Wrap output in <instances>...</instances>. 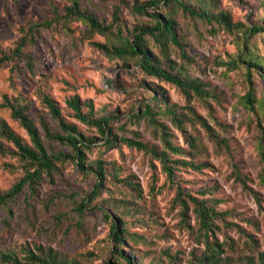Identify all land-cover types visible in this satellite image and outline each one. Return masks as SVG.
Masks as SVG:
<instances>
[{
  "label": "rangeland",
  "instance_id": "1",
  "mask_svg": "<svg viewBox=\"0 0 264 264\" xmlns=\"http://www.w3.org/2000/svg\"><path fill=\"white\" fill-rule=\"evenodd\" d=\"M146 1L79 0L82 9L104 24H110L116 15L119 24H114L112 34H90L80 21L59 23L41 29L35 43L24 48L31 57L32 74L23 60L14 71L9 63L0 65V102L4 97L18 102L34 123L38 125L43 119L52 131L59 132L57 122L41 102L46 95L59 107L63 120L92 141L84 150V171L76 165L69 145L43 139L50 153L66 157L56 162L50 174L42 173L34 195L25 188L8 208L0 207V264H12L2 262L4 253L25 264L30 251L42 259L51 251L67 263L79 264H126L125 258L139 264H191L204 247L199 243L193 214L188 225L184 224L179 207L173 203L177 186L223 214L214 220L215 239L222 242L228 264H245L248 258L256 261L264 254V184L258 178L257 152L264 132V77L260 70L252 69L248 81L247 67L240 60L250 54L264 71V35L244 40L240 31L227 32L216 23L209 25L163 2L147 7L143 14L132 10L136 3ZM184 1L194 8L223 11L234 23L246 27L264 25V0ZM66 4L65 0H0V56L15 47L21 28L50 20L54 7L62 14ZM151 13L172 17L179 42V46L168 43L162 48L147 36L151 53L171 73L201 83L207 97L190 92L188 98L174 85L145 74L135 60L109 57L95 46L115 43L118 37H129L138 26L152 25ZM181 49L189 62L183 59ZM233 60L237 61L234 65ZM250 86L255 99L252 111L240 101ZM161 94L166 108L158 99L157 112L153 97ZM72 97L78 98L83 113L91 104L94 118L115 116L110 129L117 139L111 146H106L96 128L74 116L67 105ZM146 105L157 113L155 125L140 116ZM168 109L178 117L177 122L170 119ZM136 113L139 117L132 118ZM194 115L208 122L215 139ZM1 123L30 143L8 108L0 109ZM164 132L168 133L165 142L181 151L168 152L169 158L199 169L173 164L171 182L157 158L121 141L132 139L161 151ZM191 140L195 148L189 145ZM0 144L5 149L0 152V191H5L23 177L24 163L12 154L16 148L11 143L0 137ZM262 147L264 150V143ZM99 163L105 174L90 201L87 196L97 181ZM233 164L248 178L247 184L260 204L234 180ZM83 199L85 208L78 214L76 207ZM112 221L125 229L121 245L109 236Z\"/></svg>",
  "mask_w": 264,
  "mask_h": 264
},
{
  "label": "trees",
  "instance_id": "2",
  "mask_svg": "<svg viewBox=\"0 0 264 264\" xmlns=\"http://www.w3.org/2000/svg\"><path fill=\"white\" fill-rule=\"evenodd\" d=\"M66 5L63 7V13L60 14L57 8H53V17L42 23H30L27 29L21 28V36L17 40L15 47L10 53H2L0 56V65L3 63L11 64L12 71L18 69L20 62L23 60L26 65L27 72L33 73L31 65V57L24 53V48L29 44L35 43V36L41 29H50L52 26L61 24H67L71 21H80L88 27L90 34H99L101 36H107L112 34L114 24H119L116 15H113V21L110 24H104L99 21L93 14L82 9L79 0H65ZM160 2H163L166 6L173 5L182 13L189 15L192 18L201 19L209 25L216 23L219 27L225 29L227 32L234 30L244 33V40H248L250 37L262 34L264 35V25H252L250 27L244 26L240 22L234 23L231 17L223 12H213L210 9L203 7L194 8L184 0H147L144 4H135L132 10L136 13L143 14L147 7H156ZM153 24L138 26L131 32L129 37H118L115 43L101 44L95 43V46L99 47L107 56L117 57L119 59H132L135 60L140 69L147 75L158 77L163 81L170 83L177 87L185 94L186 97H190V92H193L197 97H207L208 92L204 90L203 85L195 80L185 81L178 75L171 73L170 70L162 67L161 62L151 53L146 39L149 36L157 45L165 48L168 43H173L179 46L177 40V32L175 29V21L170 15H160L159 13H151ZM117 33H120V28H117ZM183 59L187 62L190 58L181 49ZM247 67L246 77L250 80L252 69L260 70L258 73L264 77V71L261 70V62L256 58H253L250 54L240 57ZM237 61L233 60L232 64H236ZM230 64V63H229ZM173 69V66H170ZM163 95L153 97V107L158 112V106L155 103L158 99H162ZM241 104L249 111L253 110L255 99L250 86L244 96L241 97ZM43 106L48 110L52 119L57 122L59 132H54L50 129L45 120L40 119L38 125L27 115L24 106L17 104L16 101H11L8 97H4L0 102V109L5 107L10 110L11 117L16 120L19 125L26 131L30 143L23 142L5 123L0 124V137L6 142L11 143L16 151L12 154L19 157L21 162L24 163V175L18 181H16L8 190L0 191V207L8 208L9 202L15 201L21 194V192L27 188L31 195H34L37 191V185L41 179L42 173L50 174L56 169V162L63 161L65 155L62 153H50L43 142V139L48 141H58L60 143L69 145L73 152V159L76 165L80 166L84 171V150L88 149L92 144L90 139H86L80 134L75 125L67 123L61 116V111L56 103L44 95L41 99ZM162 103L166 108V101L162 99ZM68 107L73 111L74 116L83 123L96 128L97 132L104 139L106 146H111L117 139V137L111 132L110 123L115 116H105L94 118L93 108L91 104L87 105V112L83 113L81 105L77 97H72L67 101ZM170 119L173 122H177L178 117L173 111H169ZM157 113L153 111L150 105H146L145 109L141 113V117L145 118L150 124L155 125V115ZM195 116V115H194ZM132 118H138L139 115L133 114ZM197 121L199 125L209 134V136L215 139V133L208 122L198 117ZM179 126H181L179 124ZM163 134V149L158 151L156 148L148 147L146 144L140 141H134L132 139L121 138V141L129 147H134L138 150L149 152L153 157L157 158L161 163L162 171L166 174V178L172 182L173 180V164L174 165H189L192 168L199 169L197 165L186 163L179 159L171 160L169 153L180 154L179 148L174 147L169 142H165L168 137V133ZM264 132L260 137V144L258 145V156L260 163V170L258 178L260 183L264 184ZM189 145L195 148L196 143L191 140ZM0 152L4 153L5 149L0 144ZM204 166V165H203ZM98 170L96 172L97 181L94 185L93 191L87 196V199L92 201L96 196L104 178V170L102 164H98ZM233 176L234 180L238 182L242 189L252 195L255 201L260 204V200L255 196V193L248 186V178L243 176L236 165L233 164ZM174 205H177L180 210L181 220L188 225L190 215L193 214L194 220L197 224V232L199 236V243L203 245L202 252L194 257L191 264H228L226 257H223L224 249L222 242L215 239V225L214 220L221 218L222 213H218L214 208L206 205V201L198 200L196 197L189 193L183 192L179 186L175 189V195L173 199ZM85 208L84 199L76 207L78 214H82ZM8 213L12 214L8 209ZM106 218L108 215L105 214ZM230 226H235L230 224ZM125 229L121 224L114 221L109 225V236L111 239L121 245L124 242ZM117 257L123 256L116 253ZM3 263L22 264L15 255L11 253H4L1 255ZM126 264H139L138 260L131 261V259L125 258ZM25 264H79L76 261L67 263L64 259H59L58 255L52 254L51 251L45 258H41L38 255H34L33 252H29L26 258ZM104 264H109L105 262ZM117 264V263H114ZM245 264H264V254H259L256 261L254 259H247Z\"/></svg>",
  "mask_w": 264,
  "mask_h": 264
}]
</instances>
